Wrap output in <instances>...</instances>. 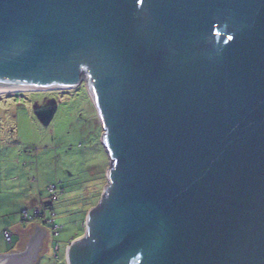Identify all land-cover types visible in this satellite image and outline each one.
Here are the masks:
<instances>
[{
    "label": "water",
    "instance_id": "95a60500",
    "mask_svg": "<svg viewBox=\"0 0 264 264\" xmlns=\"http://www.w3.org/2000/svg\"><path fill=\"white\" fill-rule=\"evenodd\" d=\"M82 78L112 167L67 263L264 264V0H0L3 93Z\"/></svg>",
    "mask_w": 264,
    "mask_h": 264
},
{
    "label": "rangeland",
    "instance_id": "374dc122",
    "mask_svg": "<svg viewBox=\"0 0 264 264\" xmlns=\"http://www.w3.org/2000/svg\"><path fill=\"white\" fill-rule=\"evenodd\" d=\"M84 82L64 91L0 94V137L6 138L3 152L8 156L0 154V165L10 161V177H15L5 187L10 191L21 185L19 193H12L13 202L29 200L31 204L25 207L34 214L51 199L48 186H58V199L53 201L62 228L59 236L52 237L63 247L70 239L85 235L83 219L100 201L112 163L98 107ZM51 99L57 109L44 125L35 109ZM39 264H61V258L47 255Z\"/></svg>",
    "mask_w": 264,
    "mask_h": 264
},
{
    "label": "crops",
    "instance_id": "0c3cea01",
    "mask_svg": "<svg viewBox=\"0 0 264 264\" xmlns=\"http://www.w3.org/2000/svg\"><path fill=\"white\" fill-rule=\"evenodd\" d=\"M5 140V137L3 139L0 137V154L3 153V155L8 157L3 152L6 150V148L3 146ZM12 165L13 164H11L10 161H3V163L0 165V193H2L0 195V254L24 251L27 248L26 244L31 240L30 235H34L37 232L35 224V222H37L40 230L46 233L42 237L41 248L38 250L37 257L32 264H39V262H41L45 256L51 254H56V256L61 258V264H68L66 259V249L70 243H68L65 248L61 247L57 249L55 247V242H53L50 229L45 223H43L39 218H36L31 222L23 220L22 212L24 210H27L28 213L31 214V211L28 210L29 208L27 209V207H25L31 203L29 200H20V204L13 202L12 193H19L21 185L18 188L14 186L10 191L6 189V182H10V180L15 178L10 177ZM28 195L30 196L31 194L28 193ZM83 226L86 228V220L83 223ZM5 231H8L12 234L11 243L7 241V238L4 234Z\"/></svg>",
    "mask_w": 264,
    "mask_h": 264
},
{
    "label": "trees",
    "instance_id": "16d2710c",
    "mask_svg": "<svg viewBox=\"0 0 264 264\" xmlns=\"http://www.w3.org/2000/svg\"><path fill=\"white\" fill-rule=\"evenodd\" d=\"M60 91H64V90H60ZM20 93H22V92H20ZM111 167H112V165H111ZM48 191H49V193H51V199L43 202V206L40 209L41 213L42 212L44 213V216H39V215L35 216V214H29V216H32L33 218L28 219V218L23 217V220H25L27 222H31V221L35 220L36 218H39L43 223H45L49 227L51 235L54 238H56L57 236L60 235V229L62 228V226L56 221V218H55L56 213L54 211V207H55V203H56L55 201L58 199L57 198L58 186L56 184L50 185V186H48ZM52 196H53V198H52ZM53 200H55V201H53ZM23 213H24V211L22 212V216H23ZM85 216H86V214H85ZM84 222H85V218L83 219V223ZM5 232H4V234H5ZM72 240L73 239H70L69 241H67L65 246L68 243H70V241H72ZM65 246H64V248H65ZM55 247L57 249H59V248L63 247V245H61L58 241H56Z\"/></svg>",
    "mask_w": 264,
    "mask_h": 264
},
{
    "label": "built area",
    "instance_id": "2783aa9c",
    "mask_svg": "<svg viewBox=\"0 0 264 264\" xmlns=\"http://www.w3.org/2000/svg\"><path fill=\"white\" fill-rule=\"evenodd\" d=\"M36 215H39V216H44V213L42 212L41 213V210H36L35 212ZM25 218H33L32 216H29L28 212L24 211V215H23ZM5 236L7 237V240L10 241L11 240V234L10 232L6 231L5 232Z\"/></svg>",
    "mask_w": 264,
    "mask_h": 264
},
{
    "label": "flooded vegetation",
    "instance_id": "af4514ba",
    "mask_svg": "<svg viewBox=\"0 0 264 264\" xmlns=\"http://www.w3.org/2000/svg\"><path fill=\"white\" fill-rule=\"evenodd\" d=\"M86 71H87V69L82 68V70H81V77H82V75H84V74L87 73ZM84 80H85V79L82 78V82H81L82 84L85 83ZM81 83H80V84H81ZM57 92H58V91H57ZM52 102H54V99L49 100L48 102H46V103L43 104V105L50 104V103H52Z\"/></svg>",
    "mask_w": 264,
    "mask_h": 264
},
{
    "label": "clouds",
    "instance_id": "9594fccd",
    "mask_svg": "<svg viewBox=\"0 0 264 264\" xmlns=\"http://www.w3.org/2000/svg\"><path fill=\"white\" fill-rule=\"evenodd\" d=\"M48 91V90H47ZM9 93H11V92H9ZM12 93H15V92H12ZM18 93H20V92H18ZM1 94H3V93H1ZM36 210H40V209H36ZM24 211H26V212H28L27 210H24ZM36 212V211H35ZM29 214V213H28ZM35 214V213H34ZM23 215H24V213H23ZM35 216H36V214H35ZM24 217V216H23ZM11 234V233H10ZM7 238V237H6ZM8 241V240H7ZM11 241H12V234H11V240L10 241H8L9 243H11Z\"/></svg>",
    "mask_w": 264,
    "mask_h": 264
},
{
    "label": "bare ground",
    "instance_id": "6f19581e",
    "mask_svg": "<svg viewBox=\"0 0 264 264\" xmlns=\"http://www.w3.org/2000/svg\"><path fill=\"white\" fill-rule=\"evenodd\" d=\"M1 93H3V91H2V90H0V94H1Z\"/></svg>",
    "mask_w": 264,
    "mask_h": 264
}]
</instances>
